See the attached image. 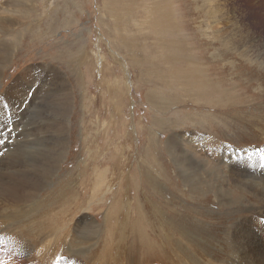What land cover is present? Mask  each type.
Returning <instances> with one entry per match:
<instances>
[{
  "label": "rangeland",
  "instance_id": "rangeland-1",
  "mask_svg": "<svg viewBox=\"0 0 264 264\" xmlns=\"http://www.w3.org/2000/svg\"><path fill=\"white\" fill-rule=\"evenodd\" d=\"M2 19L0 264H264V0Z\"/></svg>",
  "mask_w": 264,
  "mask_h": 264
},
{
  "label": "bare ground",
  "instance_id": "bare-ground-1",
  "mask_svg": "<svg viewBox=\"0 0 264 264\" xmlns=\"http://www.w3.org/2000/svg\"><path fill=\"white\" fill-rule=\"evenodd\" d=\"M2 18V17H1ZM6 19H2V20H0V27H1V25L2 24H4V21H5ZM1 29V28H0ZM3 34H5L6 32L4 31V30H2L1 31ZM3 44H5L2 48H0V63H2L3 61H5V60H8L9 59V57L11 56L10 55V53H9V50H10V47L9 46H7L6 45V42H4ZM1 69V68H0ZM30 73L31 72H29L28 70L25 72L24 71V73H22V75H20L17 79H15L14 80V82L8 87V90H7V92L3 95V96H1L2 97V99H0V108L2 107L1 106V103H2V101L3 100H6L7 98L8 99H10V98H12L15 94H17L19 91H20V87H21V85L24 83V82H26V80L29 78V75H30ZM32 75H33V73L30 75V77H32ZM22 88V87H21ZM63 94H65V90H63ZM68 93H66L65 95H67ZM21 96V93H20V95H19V97ZM20 99L21 98H18L17 99V102H20ZM64 99H66V98H64ZM68 99V98H67ZM11 100V99H10ZM9 100V101H10ZM256 152V151H255ZM256 159H254V161H255ZM251 161V160H250ZM252 163V162H251ZM246 164V163H245ZM244 164V165H245ZM243 165V166H244ZM247 165V164H246ZM238 166H239V168H242V161L240 162V165L238 164ZM54 167V166H53ZM246 167V166H245ZM261 167V166H260ZM238 168V167H237ZM243 169V168H242ZM1 171V170H0ZM238 171H239V169H238ZM244 171V170H243ZM247 171H249V170H247ZM251 171V170H250ZM249 171V172H250ZM241 172V171H240ZM239 173V172H238ZM242 173V172H241ZM255 173V172H254ZM240 175V174H239ZM250 175V174H249ZM2 176H3V174H2ZM252 176V175H251ZM261 176V175H260ZM248 177V176H247ZM246 177V178H247ZM3 178V177H2ZM262 178V177H261ZM2 180V179H1ZM1 180H0V186L2 185V184H4V183H2L1 182ZM241 180V179H240ZM10 181V180H9ZM261 181H263V180H261ZM21 182V181H20ZM246 182V181H245ZM2 183V184H1ZM38 183V182H37ZM260 183V182H259ZM263 183V182H262ZM35 184V183H34ZM242 184V183H241ZM256 185H258V184H256ZM9 186V185H8ZM2 187V186H1ZM15 187V186H14ZM261 187V186H260ZM16 188V187H15ZM253 188V187H252ZM13 189V188H12ZM261 190V189H260ZM15 191V190H14ZM12 192V191H11ZM2 193V192H1ZM17 193H18V191H17ZM16 193V194H17ZM258 194H260V193H258ZM263 195V194H262ZM25 196V195H24ZM2 197V196H1ZM0 197V198H1ZM22 197V196H21ZM262 199V198H261ZM5 200H6V198H5ZM2 202H4V201H2ZM263 203H264V201H263ZM0 205H1V203H0ZM3 206L6 208V209H14V208H16V207H14L13 205H12V202L10 201V198L8 199V201L7 202H5V204H3ZM264 207V206H263ZM2 209V208H1ZM5 209V210H6ZM3 213V212H2ZM2 216L0 215V218H1ZM6 217V216H5ZM17 218V217H16ZM247 219V218H246ZM249 220H251V219H249ZM1 221V220H0ZM4 221V220H3ZM5 224H6V222H5ZM243 227H244V225H243ZM242 227V228H243ZM1 229V228H0ZM244 229V228H243ZM242 230V229H241ZM245 230H246V227H245V229L243 230L244 232H245ZM254 233V232H253ZM261 233V232H260ZM246 236V235H245ZM249 236V235H248ZM247 237V236H246ZM257 238V237H256ZM253 239V238H252ZM256 242V241H255ZM254 242V243H255ZM262 242V241H261ZM250 244V243H249ZM260 244V243H259ZM263 244V243H262ZM254 246V245H253ZM251 247V246H250ZM261 248V247H260ZM254 249H255V247H254ZM259 250V249H258ZM246 252V251H245ZM258 253V252H257ZM249 254V253H248ZM259 255V254H258ZM250 256H254V255H250ZM251 258V257H250ZM254 258H256V257H254ZM259 258V257H258ZM257 258V259H258ZM245 259V258H244ZM249 259V258H248ZM246 260V259H245ZM255 261V260H254ZM262 262V261H261Z\"/></svg>",
  "mask_w": 264,
  "mask_h": 264
}]
</instances>
